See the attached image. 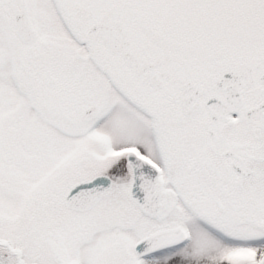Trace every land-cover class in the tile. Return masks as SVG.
I'll return each instance as SVG.
<instances>
[{
  "label": "snow or ice",
  "instance_id": "obj_1",
  "mask_svg": "<svg viewBox=\"0 0 264 264\" xmlns=\"http://www.w3.org/2000/svg\"><path fill=\"white\" fill-rule=\"evenodd\" d=\"M0 264H264V0H0Z\"/></svg>",
  "mask_w": 264,
  "mask_h": 264
}]
</instances>
